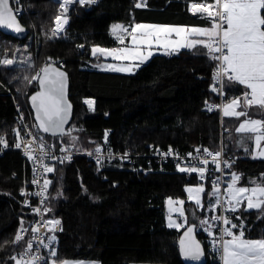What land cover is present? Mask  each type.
I'll use <instances>...</instances> for the list:
<instances>
[{"label": "trees", "instance_id": "trees-1", "mask_svg": "<svg viewBox=\"0 0 264 264\" xmlns=\"http://www.w3.org/2000/svg\"><path fill=\"white\" fill-rule=\"evenodd\" d=\"M136 2L97 0L94 5L72 4L64 33L49 39L55 17L61 14L60 4L55 0H22L24 14L20 19L31 34L25 40H18L0 32V55L14 59L13 65H0V81L19 91L16 98L34 122L28 98L38 90V83H29L24 77L31 78L46 64L62 63L71 80L73 120L67 135H43L44 138L90 151L109 135L115 148L130 149L137 165L148 169L150 144L183 151L216 149L220 118L218 112L208 110L218 94L211 90L214 62L201 54L203 48L156 54L134 74L95 69L104 58L93 57L91 48H116L118 42L111 33L115 24H208L189 11L193 0H149L145 9L136 8ZM225 87L230 93L229 101L231 95L239 96L244 91L227 81ZM88 98L95 99L94 110L84 103ZM15 112L12 94L1 89L0 137L7 135L11 144L16 139ZM239 122L234 117H223L228 130L235 131ZM72 137H76L74 143ZM228 150L243 155L244 159L233 166V171L242 175L239 183L245 185L249 179L264 178V159L246 156L233 146ZM52 168L50 204L53 215L61 217L64 224L63 232L56 236L54 260L184 264L178 250L182 230L167 226L165 204L168 197L183 199L188 224L198 226L203 211L189 201L185 191L188 185L201 184L195 178L171 172V168L159 172L156 165L148 174L117 169L103 171L84 156L71 163L56 162ZM30 174L19 152L8 150L0 154V264H15L5 258L19 247L6 242L14 238L20 226L18 193L23 178ZM204 187L206 206L213 186L208 183ZM245 208L234 216L240 220L233 217L232 222L238 225L243 222L246 238H264V208L247 211Z\"/></svg>", "mask_w": 264, "mask_h": 264}, {"label": "snow or ice", "instance_id": "snow-or-ice-1", "mask_svg": "<svg viewBox=\"0 0 264 264\" xmlns=\"http://www.w3.org/2000/svg\"><path fill=\"white\" fill-rule=\"evenodd\" d=\"M17 4V10L9 6V0H0V28L12 30L19 34L25 31L23 26L18 22L17 15L22 9L19 8V0H14ZM97 0H62L60 4L63 10L60 15L55 17V27L51 29V36L59 37L64 31V26L68 23L67 12L69 5L79 4L80 6L94 5ZM143 2L135 3L136 8L143 7ZM189 11L199 19L208 21L207 26H165L135 23L132 26L115 24L112 26L111 33L120 44L125 43V36L131 38V46L120 48L105 49L98 46L91 48L93 57H111L114 61H128L127 64H107L100 66L101 70L112 72H127L131 73L134 68L139 67L144 61L153 55V45H158L165 49L164 54H172L180 48L197 49L203 48L201 53L214 62L213 84L211 90L217 94H224L225 81L243 86L244 91L240 96L233 97L230 101L222 105L223 115L225 117H234L239 120L241 117H246L236 127V132L245 134L249 141H253L257 154L264 157V118H252L249 114V109L258 108L264 114V0H193L190 4ZM175 37V38H173ZM83 48L84 45H78ZM170 50V51H169ZM30 60V57L28 58ZM139 62V63H136ZM27 63V61H25ZM14 59H0V65H13ZM62 67V66H61ZM25 80L29 83L37 81L39 91L30 97L32 107L35 109L36 121L38 122L39 130L51 134L53 137H63L65 133L64 125L67 122L71 105L67 103L65 98V87L67 74L59 68L53 67L51 63L41 67L31 78L25 76ZM219 85V87H217ZM85 104L89 109L93 106V101L85 100ZM220 106L209 105L208 110ZM23 122V117H21ZM27 128V125H25ZM25 136H33V133L26 132ZM16 142L14 147L20 149L23 145V152L29 160L34 162L32 183L36 184L35 164L39 161L40 167L44 172H53L54 169L43 163V156L48 153L45 151L43 138H40L41 143L38 148L33 147L36 144L35 138L26 140L21 135V131L15 132ZM76 137H72L74 143ZM242 143V141H241ZM0 144L7 147V141L0 137ZM65 149H61L64 151ZM35 151L43 153L42 156H34ZM96 153H100L101 149L97 147ZM200 149H197L199 152ZM204 153L212 157V163L215 165L214 171H221V164L218 161L220 152H211L205 148ZM245 151H249L245 148ZM171 153V149L168 155ZM191 155V154H189ZM127 156V153H125ZM253 158H256L255 156ZM70 160V156L61 158ZM97 161L102 162L97 156ZM208 160L200 161L202 165H208ZM226 168L231 167V162L223 161ZM178 171L182 173L198 172L200 178H204L206 168L204 167H182L177 164ZM240 180V175L231 173V182L228 184L227 198L221 201L220 188L218 180L213 181L212 197L214 202L209 204V207L214 211L217 207H223L227 204L228 207L223 208L225 212L235 213L240 206L246 202L245 211L248 209H261L264 206V178L259 182L249 181L250 186H237ZM51 183L45 179L42 185V191L35 193H27L30 196H38L47 199L46 190ZM188 193V199L194 201L198 208H202L201 194L205 192L203 186L195 188L188 187L185 189ZM22 194L23 190H22ZM42 203V201H41ZM169 212L179 213V217L183 218L182 223H177L169 216L168 227H174L177 230L182 228L188 222L183 205V199L173 200L168 198ZM26 206L28 202H25ZM177 204L180 207L173 208L172 205ZM36 214L41 213L40 208H33ZM47 211V209H45ZM240 220L239 216L234 217ZM211 221H216L224 225L219 229L220 235L216 236L212 230L213 225L208 219H200V226L204 228L209 237H212L210 244L213 251L220 254L222 264H264V238L249 239L245 237L243 222L238 225L233 223V218L222 215H214ZM45 226L49 231H55L56 226L60 224L59 220L49 219L44 221ZM196 225L187 227L182 238L180 239V251L186 260L199 261L203 255L201 244L195 239L194 228ZM236 229L237 231H233ZM40 231L39 227L31 228L24 226V221L21 220L20 228L15 233L9 244H21L23 242V250L18 256H11L10 259L15 261V264H38L39 261L45 260V257L29 256L33 251L32 240H25V234L31 232L36 234ZM227 237V239H225ZM33 235V239H35ZM54 241L55 236L48 238ZM40 244L49 247L44 240H40ZM51 257H56L57 252L53 249L50 252ZM25 257H29L25 259ZM52 264H68L65 260H53Z\"/></svg>", "mask_w": 264, "mask_h": 264}, {"label": "built area", "instance_id": "built-area-1", "mask_svg": "<svg viewBox=\"0 0 264 264\" xmlns=\"http://www.w3.org/2000/svg\"><path fill=\"white\" fill-rule=\"evenodd\" d=\"M137 2H143L144 6L140 7L139 9H145L149 5V0H137ZM136 2V3H137ZM12 6L14 9L15 14L17 10V4L12 0ZM19 8L22 9L18 13V17L20 18L24 14V9L22 7V0H19ZM62 63H60V66ZM63 67V66H62ZM226 83V81H225ZM9 86V85H8ZM7 84H4L0 81V90H7L8 93L12 94L16 112H15V122H16V131H21V135L24 136L26 140H32L35 138L36 144L33 145V147L38 148L41 140L40 138H43V144L45 145V151L48 153L47 155L43 156V163L44 165H47L49 167H52L53 164L56 162L61 161V158L65 156H70L71 159H64L63 162L71 163L79 156H84L88 159V162L92 163L93 165L97 166L99 169L103 171H111V170H126V171H132V172H142L144 174H148L152 172V168L154 165H156L157 171L159 172H168L167 169L171 168L174 173L185 175L187 178H195L198 182H200L202 185L206 186L208 183H210L212 186V182L218 180V187L220 188L221 193V201L226 200L227 193L226 189L228 184L231 182V173L235 172L233 171V166L237 164L238 161L243 160V156L234 153L229 152L227 148L224 145L223 142V133L226 132V127L223 125V111H222V105L228 101L229 98V90L224 87V94L220 95L218 94V99L215 102H212L211 105L220 106L218 108H214L211 112H218L219 118H220V137H219V144L216 149H208L209 151L215 153L220 152L221 155L218 158V161L221 164V171H214L215 165L212 163V157L208 156L206 153H204V149H200L199 152L196 150H187L183 151L177 147H162V146H155L154 144L149 145L150 149V156L148 157V169L138 166L136 162V156L130 149L122 150L120 148H115L113 144L111 143L108 135H106L104 141L102 144H100L98 147L101 149L100 153H96L95 149L90 151L85 150H76L66 144H55L52 141H48L44 138L43 134H41L40 130L38 129V126L35 122L30 121V118L28 116V113L26 112L24 106L17 100L16 94H18V90H11ZM219 87V85H217ZM21 117H23V122H21ZM25 125H27V128H25ZM26 132L33 133V136H25L24 134ZM16 137V136H15ZM3 138L7 141V147L3 145V149L0 151V154L2 155L4 152L8 150L17 151L21 154L25 161V166L29 167L30 169V176L23 178V184L19 189V213L17 215L19 222L21 220L24 221V226L31 228L33 226L39 227L40 231L36 234H32L31 232L25 234V240H32L33 242V251L29 254V256H37V257H45V260H41L38 262V264H52V261L54 260V257L50 256V252L55 249L56 250V239L54 241H50L48 238L51 236H56L63 232L64 230V224L61 217L54 216L53 215V208L50 204V186H48L45 195L47 196V199H44L43 197L38 196H30L27 195V193H35L42 191V185L43 181L45 179L50 180V173L51 172H44L43 168L40 167L39 161L36 162L35 168V178L37 179V183L33 184V169H34V162L32 160H29L27 156L24 154L22 148L18 149L14 147V143H10L9 138L7 135H4ZM61 149H65L64 151H61ZM171 149V153L168 155H165L166 153H169V150ZM125 153H127V156H125ZM191 154V155H189ZM34 156H42L43 153L40 151H35L33 153ZM97 156L100 157V160L102 162L97 161ZM139 156V155H138ZM137 156V157H138ZM208 160V165H202L200 164V161L202 160ZM228 160L231 162V167L226 168L224 166L223 161ZM177 164H179L182 167H204L206 168V171L204 173V178L201 179L198 172L195 173H182L178 171ZM237 173V172H235ZM239 174V173H237ZM240 175V180L242 179V175ZM50 185V184H49ZM22 190L23 193L22 194ZM28 202L29 206H26L25 202ZM42 201V203H41ZM40 208L41 213L38 215L33 211V208ZM228 207L227 204H224L223 207H217L216 212L212 215H222V216H228V217H234L237 212H225L223 208ZM47 209V211H45ZM211 216V217H212ZM210 217V223L213 225V232L216 236L220 235L219 229L221 227H224L221 223H218L216 221H211ZM53 219V220H59L60 224L56 226L55 231H49L48 227L45 226L44 221ZM20 228V226H19ZM18 228V229H19ZM18 231V230H17ZM202 233V232H201ZM33 235H35V239H33ZM44 240L45 244H48L49 247H45L43 244H40V240ZM227 239V237H225ZM203 244L206 248V254H207V260L210 261L213 264H222L220 259V254L218 252L213 251L212 246L210 244V241L212 240V237H209L207 233L204 232V235L201 238ZM19 249L15 250L11 255L7 256L5 260L7 261H13L10 259L11 256H18L19 253L23 250V242L21 244H16ZM29 257H25V259H28ZM1 260V258H0ZM15 262V261H13Z\"/></svg>", "mask_w": 264, "mask_h": 264}, {"label": "rangeland", "instance_id": "rangeland-1", "mask_svg": "<svg viewBox=\"0 0 264 264\" xmlns=\"http://www.w3.org/2000/svg\"><path fill=\"white\" fill-rule=\"evenodd\" d=\"M56 2H58L59 4H61L62 3V0H55ZM190 4H191V2L189 3V8H190ZM70 6L71 5H69V8H70ZM62 9H61V7H60V12L62 13ZM67 14H68V12H67ZM66 14V15H67ZM61 34H63V33H61ZM60 34V35H61ZM59 35V36H60ZM102 48V47H101ZM3 58H8L7 56H6V54H2V55H0V59H3ZM108 58H110V61H108V62H105L103 65H107V64H121V63H117L116 61H114V60H112V58L111 57H108ZM150 58L151 57H149L146 61H144L142 64H140L139 65V67H136V68H134L133 69V71H135V70H137V69H139L144 63H147L149 60H150ZM127 63H129V62H127ZM127 63H123V64H127ZM136 63H139V62H136ZM62 65V64H61ZM103 65H99V66H103ZM63 66V65H62ZM98 68V67H97ZM101 68V67H100ZM100 68H98L97 70H101ZM132 71V72H133ZM131 72V73H132ZM119 73H126V74H129V73H127V72H119ZM239 87V86H238ZM237 87V88H238ZM240 96V95H239ZM233 97H236V96H233V95H231V97H230V100L233 98ZM92 110V109H91ZM253 114V116H252V114ZM259 113H261V111L258 109V108H255V107H253V108H251V109H249V114H250V116L252 117V118H264V114H262L261 113V116H257ZM254 116H257V117H254ZM246 119V117H241L240 118V122H242L243 120H245ZM239 122V123H240ZM238 126V125H237ZM233 129H231V130H226V132H224L223 133V142H224V145H225V147L226 148H231L232 146H233V148H235V150H237V151H239V152H241V153H243V154H245L246 156H249V157H256L255 159H264V157H261V156H259L258 154H257V152H258V150H256L255 149V145H254V142L253 141H249L248 139H247V136L245 135V134H241V133H238V132H236V130L234 131L235 133H233ZM241 141H242V143H241ZM262 146H264V141H262ZM245 148H248L249 149V151H245ZM249 181H257V182H259L258 180H250L249 179ZM241 185H243V186H250L249 185V182L248 183H246L245 185L243 184V183H238L237 184V186H241ZM197 186H203V185H201V184H198V185H188L186 188H188V187H193V188H195V187H197ZM204 187V186H203ZM205 188V187H204ZM212 193V192H211ZM210 199H212L213 200V202H214V198L212 197V195L210 194ZM174 201L175 200H178V199H173ZM192 202H194V201H192ZM201 203H202V205H203V193L201 194ZM243 206H245L246 207V202L244 203V204H242L241 206H240V208H239V210H241L242 209V207ZM172 207L173 208H177V207H180L179 205H177V204H173L172 205ZM183 208H184V211H185V215L187 216V210H186V208H185V206L183 205ZM262 208H264L263 206H262ZM239 210L237 211V212H239ZM249 210H251V209H249ZM195 214V213H194ZM166 216H167V219H168V222H167V226H168V223H169V216H171V218L173 219V220H175L177 223H182V221H183V218H181V217H179V213H177V212H169V205H168V207L166 208ZM202 216L200 215V219H205V218H201ZM189 219V216H187V220ZM199 219V220H200ZM199 224H200V222H199ZM188 225V222L186 223V224H184V226L182 227V228H180L179 230H177L176 228H174V227H169V228H172V229H176L177 231H181L182 229H184L186 226ZM201 227V226H200ZM202 228V227H201ZM202 229H204V228H202Z\"/></svg>", "mask_w": 264, "mask_h": 264}, {"label": "water", "instance_id": "water-1", "mask_svg": "<svg viewBox=\"0 0 264 264\" xmlns=\"http://www.w3.org/2000/svg\"><path fill=\"white\" fill-rule=\"evenodd\" d=\"M9 6L13 8V6H12V0H9ZM14 14H15V12H14ZM17 19H18L19 24L21 26H23V28L25 29L24 32L17 34L15 32H13L12 30H7V29H3V28H0V32L4 33L5 35L11 36V37H13L15 39H18V40H25L31 34V31H30V29H28L26 26H24L22 24L21 19L18 16H17ZM51 64H52L53 67L59 68L61 71L65 72L67 74L66 87H65V98H66L67 103L71 105V108L69 110V115H68L67 122L64 125L65 133H67L68 130H69L70 124H71V122L73 120V114H74V104H73V102H72V100L70 98V84H71L70 75H69L68 71H66L64 68L60 67L58 64H56V63H51ZM37 91H39V85H38V90ZM37 91H35L34 93H32L29 96V98H28V105H29V108L32 111L33 119L36 122V124L38 125V122L36 121V118H35L36 117L35 109L32 107V102L30 100V97L32 95H34ZM40 132L43 135H47V136L53 137L51 134L45 133L42 130H40ZM56 137H60V136H56ZM190 225H196V227L194 228L195 239L201 244V247L203 249V255H202V257H201V259L199 261L186 260L184 258V256L181 254V251H180V239L182 238V236H183L184 232L186 231L187 227L190 226ZM178 250H179V255H180V257H181V259H182V261H183L184 264H206V262L208 261L207 260L206 249H205V246L203 245L202 241L200 240V238L198 236L197 224H195V223H189L181 231V233L179 235V238H178Z\"/></svg>", "mask_w": 264, "mask_h": 264}, {"label": "crops", "instance_id": "crops-1", "mask_svg": "<svg viewBox=\"0 0 264 264\" xmlns=\"http://www.w3.org/2000/svg\"><path fill=\"white\" fill-rule=\"evenodd\" d=\"M69 20V19H68ZM143 24H153V25H165V26H201V25H190V24H167V23H149V22H145V23H143ZM207 26V25H206ZM114 37V36H113ZM173 38H175V37H173ZM114 39L118 42V40L114 37ZM124 46H131V38L130 37H128V36H125V43L122 45V44H120L119 42H118V46L116 47V48H120V47H124ZM105 49H109V48H105ZM184 50H190V49H187V48H180V49H178L176 52H174V53H178V52H181V51H184ZM193 50V49H192ZM152 51H153V55L151 56V58L154 56V55H156V54H164V52H165V49L164 48H162V47H159L158 45H153V47H152ZM170 51V50H169ZM173 54V53H172ZM166 55V54H165ZM168 55H171V54H168ZM104 58V57H103ZM150 58V59H151ZM108 61H110V58H104V62L102 63V64H100V65H103L105 62H108ZM117 63H127L128 61H123V62H121V61H116ZM149 62V61H148ZM146 63H144L143 65H145ZM142 65V66H143ZM141 66V67H142ZM95 69H98V68H100V66L99 65H95ZM98 67V68H97ZM140 67V68H141ZM139 68V69H140ZM101 69V68H100ZM139 69H137V70H135V71H133L132 73H129V74H134L135 72H137ZM101 71H105V70H101ZM106 72H112V71H106ZM113 73H119V72H113ZM121 74H126V73H121ZM238 85V84H237ZM239 87H241L242 89H244L243 88V86H241V85H238ZM86 100H91V101H93V106H92V110H94L95 109V99H93V98H88V99H86ZM168 200V199H167ZM167 200H166V208L168 207V203H167ZM189 201H191V200H189ZM192 202V201H191ZM192 203H194V202H192ZM210 203H213V200L212 199H210V201H209V203H207L206 204V206H204V204H203V207H204V209H203V207L202 208H198L199 209V211L200 212H202L203 211V213H204V216H203V218H205V219H208L209 220V218L215 213V211H216V209L213 211L210 207H209V204ZM195 204V203H194ZM184 206H185V204H184ZM208 209V210H207ZM211 211H212V213H211ZM208 212V213H207ZM210 212V213H209ZM165 213H166V211H165ZM206 213H207V215H206ZM203 215V214H202ZM166 219H167V216H166ZM167 222H168V219H167ZM200 229L201 230H203V231H205L204 229H202L201 227H200ZM206 232V231H205ZM68 262V264H102L99 260H91V259H76V260H69V261H67ZM130 264H164V263H143V262H131Z\"/></svg>", "mask_w": 264, "mask_h": 264}, {"label": "bare ground", "instance_id": "bare-ground-1", "mask_svg": "<svg viewBox=\"0 0 264 264\" xmlns=\"http://www.w3.org/2000/svg\"><path fill=\"white\" fill-rule=\"evenodd\" d=\"M66 16H67V15H66ZM67 19H68V16H67ZM68 21H69V20H68ZM67 24H68V23H67ZM67 24L64 26V31H65V28H66ZM62 32H63V31H62ZM62 32H61V33H62ZM61 33H60V34H61ZM2 137H3V136H2ZM74 149H76V148H74ZM82 157H83V156H82ZM78 158H79V157H78ZM80 158H81V157H80ZM84 158H85V157H84ZM86 162H87V161H86ZM3 192H4V191H3ZM168 198H169V197H168ZM207 203H208V202H206V204H207ZM206 204H205V205H206ZM165 205H166V204H165ZM206 207H207V206H206ZM193 209H194V208H193ZM203 209H204V207H203ZM198 210H199V209H198ZM207 210H208V209H207ZM195 212H196V211H195ZM207 213H208V212H207ZM207 213H206V215H207ZM209 213H210V212H209ZM211 213H212V211H211ZM202 214H203V216H204V213H202ZM201 218H202V217H201ZM188 222H189V221H188Z\"/></svg>", "mask_w": 264, "mask_h": 264}]
</instances>
